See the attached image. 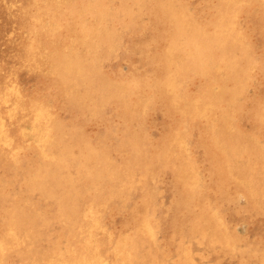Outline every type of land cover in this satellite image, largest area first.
Here are the masks:
<instances>
[{"label": "bare ground", "instance_id": "obj_1", "mask_svg": "<svg viewBox=\"0 0 264 264\" xmlns=\"http://www.w3.org/2000/svg\"><path fill=\"white\" fill-rule=\"evenodd\" d=\"M0 264H264V0H0Z\"/></svg>", "mask_w": 264, "mask_h": 264}]
</instances>
